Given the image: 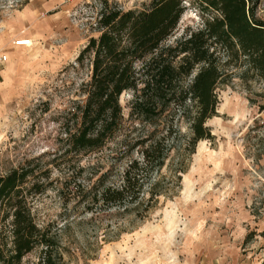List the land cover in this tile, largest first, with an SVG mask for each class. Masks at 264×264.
I'll return each instance as SVG.
<instances>
[{"label":"rangeland","instance_id":"obj_1","mask_svg":"<svg viewBox=\"0 0 264 264\" xmlns=\"http://www.w3.org/2000/svg\"><path fill=\"white\" fill-rule=\"evenodd\" d=\"M110 1L129 9L150 0ZM96 3L0 0V53L7 55L0 62V173L26 161L34 165L35 180L46 187L33 196V213L56 233L67 264H261L264 79L244 80L242 67L232 69L230 81L216 90V115L206 121L212 137L198 141L191 154L181 145L188 122L175 106L145 121L132 112L128 90L119 96L122 119L113 136L97 149L69 151L66 134L78 122L71 107L84 100L81 84L89 74L88 63L75 59L97 35L91 29ZM256 17L264 21V0ZM200 24L195 6L185 2L168 42ZM21 38L31 44H12ZM147 136H167L171 144L159 171L165 181L185 156L180 187L160 195L142 219L117 209L87 212L73 193L77 186L90 185L107 169L118 183L127 160L140 158L137 142ZM23 262L35 264V254Z\"/></svg>","mask_w":264,"mask_h":264},{"label":"trees","instance_id":"obj_2","mask_svg":"<svg viewBox=\"0 0 264 264\" xmlns=\"http://www.w3.org/2000/svg\"><path fill=\"white\" fill-rule=\"evenodd\" d=\"M185 2L195 6L201 24L168 42ZM259 2L150 0L140 8L124 9L114 1L97 0L91 24L97 35L89 37L75 59V64L88 63L89 74L81 84L84 100L71 107L78 122L66 134L69 151L97 149L113 136L122 119L119 96L128 90L132 112L145 121L174 105L190 131L182 149L185 155L193 153L198 141L212 137L206 121L216 115V90L230 81L232 69L242 67L244 80L264 79V21L256 17ZM168 141L167 136L138 140L140 158L127 160L118 183L109 180L111 169H107L73 193L91 214L117 209L144 218L160 195L180 187L187 170L182 155L167 181L159 174L170 153ZM40 174L46 176L48 170ZM36 175L30 161L0 173V264H26L23 259L31 253L35 264H67L56 233L35 219L33 196L46 187L35 180Z\"/></svg>","mask_w":264,"mask_h":264},{"label":"built area","instance_id":"obj_3","mask_svg":"<svg viewBox=\"0 0 264 264\" xmlns=\"http://www.w3.org/2000/svg\"><path fill=\"white\" fill-rule=\"evenodd\" d=\"M30 38H21V39H16L12 42L14 46H27L30 45ZM7 59V55L0 53V62H5Z\"/></svg>","mask_w":264,"mask_h":264},{"label":"bare ground","instance_id":"obj_4","mask_svg":"<svg viewBox=\"0 0 264 264\" xmlns=\"http://www.w3.org/2000/svg\"><path fill=\"white\" fill-rule=\"evenodd\" d=\"M30 42V41H29ZM31 44V43H30Z\"/></svg>","mask_w":264,"mask_h":264}]
</instances>
